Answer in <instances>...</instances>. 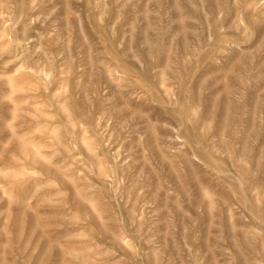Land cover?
<instances>
[{"label":"rangeland","instance_id":"rangeland-1","mask_svg":"<svg viewBox=\"0 0 264 264\" xmlns=\"http://www.w3.org/2000/svg\"><path fill=\"white\" fill-rule=\"evenodd\" d=\"M0 264H264V0H0Z\"/></svg>","mask_w":264,"mask_h":264}]
</instances>
